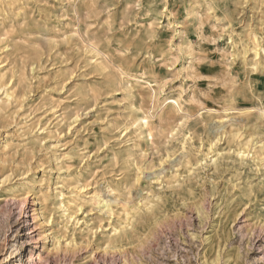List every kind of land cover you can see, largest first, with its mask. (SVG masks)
<instances>
[{
  "label": "rangeland",
  "instance_id": "1",
  "mask_svg": "<svg viewBox=\"0 0 264 264\" xmlns=\"http://www.w3.org/2000/svg\"><path fill=\"white\" fill-rule=\"evenodd\" d=\"M12 3L0 264H264V0Z\"/></svg>",
  "mask_w": 264,
  "mask_h": 264
},
{
  "label": "bare ground",
  "instance_id": "2",
  "mask_svg": "<svg viewBox=\"0 0 264 264\" xmlns=\"http://www.w3.org/2000/svg\"><path fill=\"white\" fill-rule=\"evenodd\" d=\"M12 3V0H0V12L3 10V7L5 6V5H10ZM13 4V3H12ZM75 4H77V3H75ZM208 4V3H207ZM11 7H13V6H11ZM76 7V6H75ZM214 7V6H213ZM5 10V9H4ZM6 11V10H5ZM214 11V10H213ZM7 13V12H6ZM200 13V12H199ZM216 13V12H215ZM165 14V13H164ZM201 14V13H200ZM177 16V15H176ZM201 17V16H200ZM203 17V16H202ZM2 18V17H1ZM78 18V17H77ZM168 18V17H167ZM188 18H189V16H188ZM77 21H78V19H77ZM173 21V20H172ZM175 22V21H174ZM166 23V22H165ZM221 23V22H220ZM174 24V23H173ZM199 24V23H198ZM69 25V24H68ZM78 26V25H77ZM223 27V26H222ZM154 23L151 21V22H149L148 23V25L146 26V32L147 31H153L154 29ZM224 28V27H223ZM222 28V29H223ZM184 31V30H183ZM61 33V32H60ZM184 33V32H183ZM76 34V33H75ZM253 36V35H252ZM2 37H5V36H2ZM66 38V37H65ZM82 39V38H81ZM256 39V38H255ZM169 40V39H168ZM85 41V40H84ZM170 41V40H169ZM249 41H250V39H249ZM257 41V40H256ZM72 42V41H71ZM194 43V42H193ZM4 45H5V43H4ZM254 45V44H253ZM250 46V45H249ZM237 47H239V46H237ZM8 48H10V46H8V47H6V49H8ZM91 48L94 50V51H96V54L97 55H99V54H103L104 56H106L104 53H102L96 46H95V44L94 43H91ZM255 48H257V47H255ZM7 51V50H6ZM258 50H256V55H258ZM261 52V51H260ZM249 53H250V51H249ZM163 57V56H162ZM161 57V58H162ZM174 57V56H173ZM176 57L177 56H175V60H176ZM197 57H199V56H197ZM257 57H259V56H257ZM157 58V57H156ZM178 58V57H177ZM202 58V57H201ZM200 58V59H201ZM198 59V58H197ZM204 59H206V58H204ZM158 60V59H157ZM165 61V60H164ZM196 62H197V60H196ZM198 62H200V61H198ZM113 63V62H112ZM163 63V62H162ZM187 64V63H186ZM185 64V65H186ZM188 66V65H187ZM195 66V65H194ZM246 66V65H245ZM250 66V65H249ZM35 67V66H34ZM2 68V67H1ZM0 68V81H2L3 79H4V73H2V69ZM120 68V67H119ZM140 68H141V66H140ZM119 70V69H118ZM121 70V69H120ZM119 70V71H120ZM122 72H124V71H122ZM145 72V71H144ZM132 73H134V72H132ZM140 73V72H139ZM125 75V74H124ZM142 76H147L145 73H143V75ZM132 77V76H131ZM145 77H144V79H145ZM134 78V77H133ZM12 80V79H11ZM10 80V81H11ZM136 80V79H135ZM143 80V79H142ZM141 80V81H142ZM142 82H145L150 88H151V90L153 91V95H152V102L153 103H155L156 101H158V94H157V90L155 89V87L157 86V84L156 83H153V82H147V81H142ZM66 84V83H65ZM10 86V85H9ZM119 86H120V84H119ZM131 87V86H130ZM164 87V86H163ZM11 88V87H10ZM165 88V87H164ZM163 88V90H165ZM5 91V90H4ZM138 91V90H137ZM162 91V90H161ZM162 92H164V91H162ZM5 97L7 98V99H10L11 97H12V93H10V91L7 89L6 90V93H5ZM13 98V97H12ZM183 99V98H182ZM170 101L168 102V99L166 100L168 103L167 104H169V106L170 107H173V108H176L178 111H181L180 110V97H172V98H170L169 99ZM152 106V105H151ZM183 106V105H182ZM152 108V107H151ZM205 109V108H204ZM254 109V108H253ZM252 109V110H253ZM205 110H207V109H205ZM210 110V109H209ZM208 110V111H209ZM216 110V109H215ZM233 110V109H232ZM204 111V110H203ZM210 111H212V110H210ZM214 111V110H213ZM217 111V110H216ZM216 111H214V112H216ZM228 111H229V109H228ZM158 112V111H157ZM182 112V111H181ZM220 112V111H219ZM225 112V111H224ZM250 112V111H249ZM262 112V114L264 113L263 111H261ZM185 113V112H184ZM186 114V113H185ZM155 115H156V113H155ZM198 116V115H197ZM152 119H153V117H152V115L150 114V113H144L143 114V118H141L140 120H139V122H141V124L142 123H144V126H145V128H146V130H147V133H148V136L151 138V139H153L154 138V136H155V133H156V125L153 123V121H152ZM173 120V119H172ZM143 121V122H142ZM252 121V120H251ZM180 122V121H179ZM254 122V121H253ZM237 123V122H236ZM255 123V122H254ZM226 125V124H225ZM229 125V124H228ZM242 125V124H241ZM244 125V124H243ZM141 127H143V125H141ZM222 127H224V126H222ZM173 129V128H172ZM216 130V129H215ZM174 132V131H173ZM220 133V132H219ZM187 137V136H186ZM172 141V140H171ZM216 142H217V140H216ZM185 143V142H184ZM184 143L182 144V145H184ZM10 144V143H9ZM249 143L247 142V143H245L243 146H242V144L240 145V148H239V150H238V152H237V154L238 155H240L241 156V158L243 159L244 158V156H245V154L247 153V152H249V145H248ZM5 145V144H4ZM244 146H245V148H244ZM7 147V146H6ZM183 147V146H182ZM185 148V147H184ZM183 148V149H184ZM6 149V148H5ZM260 150L261 151H263L264 150V145L262 144L261 146H260ZM165 151V150H164ZM226 151V150H225ZM249 154V153H248ZM204 159H205V157H204ZM263 160V159H262ZM187 161V160H186ZM190 161V160H189ZM166 162V161H165ZM188 162V161H187ZM181 163V162H180ZM1 164V163H0ZM67 164V163H66ZM187 164H189V163H187ZM181 165V164H180ZM70 166V165H69ZM173 168V167H172ZM196 168H198V167H196ZM70 170V169H69ZM191 171V170H190ZM198 171V170H197ZM81 173V172H80ZM162 173V172H161ZM192 173V172H191ZM68 174V173H67ZM164 174V173H163ZM78 175V174H77ZM157 175V174H156ZM159 176V175H158ZM181 177V176H180ZM72 179V178H71ZM161 179V178H160ZM8 180V179H7ZM8 182V181H7ZM177 183V182H176ZM17 187V186H16ZM22 187V186H21ZM126 187V186H125ZM40 188V187H39ZM17 189V188H16ZM127 189H129V187L127 188ZM19 190V189H18ZM106 190L108 191L107 193L108 194H110V193H113V195L112 196H108V195H105L106 197H104L103 199H101V201L100 202H102L103 203V205H104V207L105 208H107V211L109 212V211H111L110 210V208H109V203H110V201L111 200H114V201H116V200H118L119 198L118 197H116V190L115 189H113L111 186H109V187H107L106 188ZM43 191V190H42ZM133 191V190H132ZM64 192V191H63ZM76 193V192H75ZM106 193V194H107ZM28 194V193H27ZM30 194V193H29ZM28 194V195H29ZM102 194V193H101ZM28 195H22V199H21V202H22V204H26L27 202H28V200H29V196ZM97 196V195H96ZM60 198H61V196H60ZM97 198H99V197H97ZM118 198V199H117ZM37 200V202H39V201H41L40 200V198H39V194H37L35 197H34V199L32 200V202L34 203V201H36ZM96 200V199H95ZM120 200V199H119ZM30 202V201H29ZM43 203H44V201H43ZM122 203V202H121ZM123 203H124V201H123ZM65 201H64V199H62V202L60 203V206L58 207V209L60 210V209H64L65 210ZM71 204V203H70ZM119 204V203H118ZM125 204H126V201H125ZM128 204V203H127ZM42 205V204H41ZM73 205V204H72ZM102 205V206H103ZM129 205V204H128ZM127 205V206H128ZM84 207V206H83ZM103 207V208H104ZM123 207H125V205H123ZM67 210V209H66ZM80 211V210H79ZM82 211V210H81ZM23 212V211H22ZM26 213V209L24 210V212H23V214H25ZM37 213H38V217L40 218V219H42V224H44V211H43V208L41 207V208H39V209H37ZM79 213V212H78ZM71 214V213H70ZM127 214V213H126ZM108 215V214H107ZM24 217V216H23ZM122 219V218H121ZM133 219V218H132ZM49 220H50V218H49ZM72 221V220H71ZM74 221V220H73ZM131 222V221H130ZM128 223V222H127ZM61 225V224H60ZM128 225V224H127ZM56 227V226H55ZM66 227V226H65ZM121 230H119L118 228H114V232L115 233H117V232H120ZM113 232V233H114ZM75 236V235H74ZM59 243V242H58ZM58 245V244H57ZM112 244L111 243H109V246H111ZM115 248H113V250H114ZM121 251H122V249H120Z\"/></svg>",
  "mask_w": 264,
  "mask_h": 264
}]
</instances>
